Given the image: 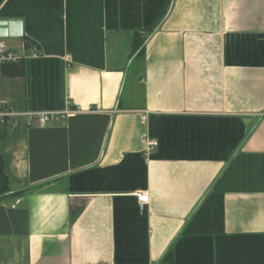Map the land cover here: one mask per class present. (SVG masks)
Instances as JSON below:
<instances>
[{
	"label": "crops",
	"instance_id": "obj_1",
	"mask_svg": "<svg viewBox=\"0 0 264 264\" xmlns=\"http://www.w3.org/2000/svg\"><path fill=\"white\" fill-rule=\"evenodd\" d=\"M0 20L24 65L0 97L80 109L0 125V264H264V0H0ZM211 192L224 232L182 234Z\"/></svg>",
	"mask_w": 264,
	"mask_h": 264
},
{
	"label": "trees",
	"instance_id": "obj_2",
	"mask_svg": "<svg viewBox=\"0 0 264 264\" xmlns=\"http://www.w3.org/2000/svg\"><path fill=\"white\" fill-rule=\"evenodd\" d=\"M29 45V41L25 42ZM141 43L134 41L133 53L137 51L136 57H142L144 48ZM1 71L8 77L22 76L24 73L23 59L6 64ZM8 179L4 169V160L0 155V198L9 192ZM224 232L223 195L211 192L201 202L197 210L187 221L181 230L184 235H216ZM165 264H173V253L167 251L162 259Z\"/></svg>",
	"mask_w": 264,
	"mask_h": 264
},
{
	"label": "built area",
	"instance_id": "obj_3",
	"mask_svg": "<svg viewBox=\"0 0 264 264\" xmlns=\"http://www.w3.org/2000/svg\"><path fill=\"white\" fill-rule=\"evenodd\" d=\"M35 55V53H33ZM22 55H19L10 46L0 38V75L4 65L19 61ZM79 107L67 109L64 111H44V112H20L17 111L10 100L0 97V125L7 124L11 119L17 116H35L39 126H45L53 121H58L64 117L74 114L79 111ZM148 148L156 145L155 141H146ZM137 200L141 203H147L149 195L146 191L135 192Z\"/></svg>",
	"mask_w": 264,
	"mask_h": 264
},
{
	"label": "water",
	"instance_id": "obj_4",
	"mask_svg": "<svg viewBox=\"0 0 264 264\" xmlns=\"http://www.w3.org/2000/svg\"><path fill=\"white\" fill-rule=\"evenodd\" d=\"M20 24L19 20H0V37L20 36Z\"/></svg>",
	"mask_w": 264,
	"mask_h": 264
},
{
	"label": "rangeland",
	"instance_id": "obj_5",
	"mask_svg": "<svg viewBox=\"0 0 264 264\" xmlns=\"http://www.w3.org/2000/svg\"><path fill=\"white\" fill-rule=\"evenodd\" d=\"M11 43V42H10ZM11 46L15 47V43H11Z\"/></svg>",
	"mask_w": 264,
	"mask_h": 264
}]
</instances>
